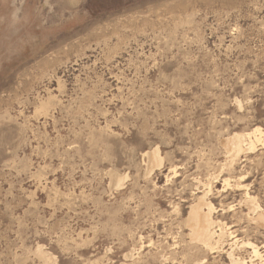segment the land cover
<instances>
[{"label":"rangeland","instance_id":"1","mask_svg":"<svg viewBox=\"0 0 264 264\" xmlns=\"http://www.w3.org/2000/svg\"><path fill=\"white\" fill-rule=\"evenodd\" d=\"M262 211L264 0H0V264H264Z\"/></svg>","mask_w":264,"mask_h":264},{"label":"bare ground","instance_id":"2","mask_svg":"<svg viewBox=\"0 0 264 264\" xmlns=\"http://www.w3.org/2000/svg\"><path fill=\"white\" fill-rule=\"evenodd\" d=\"M256 132H259V130H256ZM152 156L153 159L156 160L155 153H153ZM203 206H206V202L204 198H201L198 204L191 208V213L189 215L188 221L186 220V222L187 225L192 229L196 242L198 241V243H201L204 246L213 248V246L215 245V232H213V227L216 224L215 220L213 219L210 213L213 208L209 207L210 211L208 213H204L202 208ZM258 220H261L264 223V211L259 214ZM221 235L222 234H220V236ZM257 252L258 251H255L256 254H258Z\"/></svg>","mask_w":264,"mask_h":264}]
</instances>
